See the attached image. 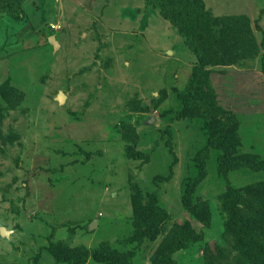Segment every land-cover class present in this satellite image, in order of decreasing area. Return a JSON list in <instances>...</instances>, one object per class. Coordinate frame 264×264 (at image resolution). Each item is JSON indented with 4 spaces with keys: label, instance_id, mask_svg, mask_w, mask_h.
I'll return each instance as SVG.
<instances>
[{
    "label": "rangeland",
    "instance_id": "1",
    "mask_svg": "<svg viewBox=\"0 0 264 264\" xmlns=\"http://www.w3.org/2000/svg\"><path fill=\"white\" fill-rule=\"evenodd\" d=\"M177 4L201 59L144 0L0 13V264H264V169L219 168L186 100L264 160V0Z\"/></svg>",
    "mask_w": 264,
    "mask_h": 264
},
{
    "label": "trees",
    "instance_id": "2",
    "mask_svg": "<svg viewBox=\"0 0 264 264\" xmlns=\"http://www.w3.org/2000/svg\"><path fill=\"white\" fill-rule=\"evenodd\" d=\"M23 0H0V13L5 12L15 19H21V3ZM179 0H144L146 5H151L158 9L159 15L169 21L176 29L177 33L183 37L184 43L198 59L202 57V48L195 44L194 23L196 21L197 8L180 7L177 3ZM202 12V10H201ZM238 17L230 18L232 21ZM240 19V17L238 18ZM248 23V18H243ZM227 22V20H225ZM196 31V30H195ZM188 91V92H187ZM186 100L191 103L192 107L203 120V125L207 131L208 139L206 149L215 142H220L223 146V152L217 157L219 168H250L252 170L264 169V160L257 156L238 155L235 153L236 141L234 130L237 120L229 110H218L214 108L213 103L203 100L199 92L193 88H187ZM198 178L192 180L196 183ZM175 246H178L176 244ZM174 246V248H175ZM171 262V261H170Z\"/></svg>",
    "mask_w": 264,
    "mask_h": 264
},
{
    "label": "water",
    "instance_id": "3",
    "mask_svg": "<svg viewBox=\"0 0 264 264\" xmlns=\"http://www.w3.org/2000/svg\"><path fill=\"white\" fill-rule=\"evenodd\" d=\"M53 44V43H52ZM54 46H55V44H53ZM60 93H62L61 91L59 92V94H58V99H59V95H60ZM59 100H61V99H59ZM148 122L149 123H151V122H153V118H150L149 120H148ZM0 234L1 235H4V236H6L7 235V232H6V230L3 228V227H0Z\"/></svg>",
    "mask_w": 264,
    "mask_h": 264
},
{
    "label": "bare ground",
    "instance_id": "4",
    "mask_svg": "<svg viewBox=\"0 0 264 264\" xmlns=\"http://www.w3.org/2000/svg\"><path fill=\"white\" fill-rule=\"evenodd\" d=\"M50 40L52 43H56V45H57V42L55 41V39L53 37H51ZM63 97H64V94L60 93V98H63Z\"/></svg>",
    "mask_w": 264,
    "mask_h": 264
}]
</instances>
